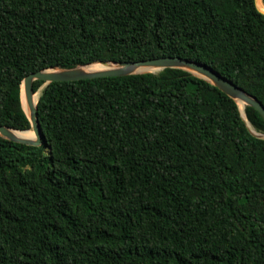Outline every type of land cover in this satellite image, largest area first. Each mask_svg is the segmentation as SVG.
Listing matches in <instances>:
<instances>
[{"label":"trees","instance_id":"obj_1","mask_svg":"<svg viewBox=\"0 0 264 264\" xmlns=\"http://www.w3.org/2000/svg\"><path fill=\"white\" fill-rule=\"evenodd\" d=\"M166 57L264 105L256 0H0V125L30 130L28 75ZM38 116L42 146L0 137V264H264V139L220 89L178 69L52 83Z\"/></svg>","mask_w":264,"mask_h":264},{"label":"water","instance_id":"obj_2","mask_svg":"<svg viewBox=\"0 0 264 264\" xmlns=\"http://www.w3.org/2000/svg\"><path fill=\"white\" fill-rule=\"evenodd\" d=\"M258 3L259 0H256L258 9L264 14V10L259 7ZM93 64H100L104 67V69L92 71L88 67ZM141 67L150 69L151 71L139 72L138 69ZM166 69L183 70L195 77L203 79L220 89L223 93L236 101L238 105L239 102L242 101L245 106L255 108L264 118V105L256 97L252 96L247 91L205 64L197 63L181 57H166L141 62L97 61L92 64L80 65L71 69L51 68L28 75L22 83L21 100L23 109L31 123L30 130L34 131L35 138H20L15 135V132L22 133L29 130L20 131L2 125H0V137L14 143L28 146L40 147L44 144V134L38 116V103L33 105V97L37 93L34 92L33 88L36 81H43L44 84L41 88L44 90L52 83L77 82L107 77H125L146 73L158 74ZM24 103L28 105L29 112L25 110ZM239 108L241 116L246 121L251 133L259 139H264V134L257 132L248 121L245 110L242 111L240 106Z\"/></svg>","mask_w":264,"mask_h":264},{"label":"bare ground","instance_id":"obj_3","mask_svg":"<svg viewBox=\"0 0 264 264\" xmlns=\"http://www.w3.org/2000/svg\"><path fill=\"white\" fill-rule=\"evenodd\" d=\"M258 5L261 9L264 10V4L261 0H259ZM88 68L91 69L92 71H98V70L104 69V67L100 64H93ZM138 70H139V72L151 71L150 69L143 68V67L139 68ZM42 91H43V88H41L33 97V105H36L38 103L40 96L42 94ZM239 106L241 107L242 111H244L246 108L245 104L242 101L239 102ZM24 107H25V110L27 112H29V108H28V105L26 103H24ZM15 135H17L20 138H25V139H28V138L34 139L35 138V133H34V131H31V130L26 131V132H22V133L21 132H15Z\"/></svg>","mask_w":264,"mask_h":264}]
</instances>
